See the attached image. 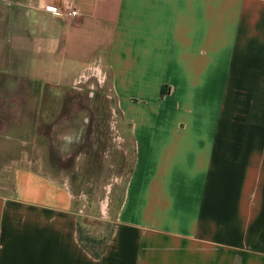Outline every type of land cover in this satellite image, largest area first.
<instances>
[{"label":"crops","instance_id":"0c3cea01","mask_svg":"<svg viewBox=\"0 0 264 264\" xmlns=\"http://www.w3.org/2000/svg\"><path fill=\"white\" fill-rule=\"evenodd\" d=\"M93 59L134 149L98 256L42 159ZM0 77L28 95L3 135L0 264H264V0H0Z\"/></svg>","mask_w":264,"mask_h":264},{"label":"rangeland","instance_id":"374dc122","mask_svg":"<svg viewBox=\"0 0 264 264\" xmlns=\"http://www.w3.org/2000/svg\"><path fill=\"white\" fill-rule=\"evenodd\" d=\"M103 70V83L92 78L79 84L73 80L72 90L61 93L62 109L57 118L61 126L55 130H61L62 135L70 131L72 140L46 141L49 151L42 158L51 166L46 170L70 181L79 235L92 251H97L110 234L134 153L132 130L127 120L120 118L107 68ZM24 86L19 80L0 77V184L8 188L12 164L7 154L14 144L3 135L12 110L14 113L15 106L28 96ZM31 159L32 167L42 163L40 157Z\"/></svg>","mask_w":264,"mask_h":264},{"label":"built area","instance_id":"2783aa9c","mask_svg":"<svg viewBox=\"0 0 264 264\" xmlns=\"http://www.w3.org/2000/svg\"><path fill=\"white\" fill-rule=\"evenodd\" d=\"M48 10L58 11L57 6H46ZM69 15H77V10H70ZM104 64L100 59H93L88 64H86L74 78V84H79L82 81H86L90 78L94 79L98 83H103L105 79Z\"/></svg>","mask_w":264,"mask_h":264},{"label":"trees","instance_id":"16d2710c","mask_svg":"<svg viewBox=\"0 0 264 264\" xmlns=\"http://www.w3.org/2000/svg\"><path fill=\"white\" fill-rule=\"evenodd\" d=\"M80 236V235H79ZM80 238V241H81V243H82V245L86 248V249H88L94 256H98L99 255V253H100V251H101V248H102V246H103V244L105 243V241L106 240H102V242L100 243L101 244V247L97 250V251H92V250H90L88 247H87V245L86 244H84V239H82V237H79Z\"/></svg>","mask_w":264,"mask_h":264}]
</instances>
